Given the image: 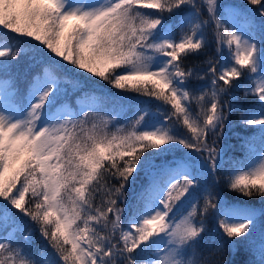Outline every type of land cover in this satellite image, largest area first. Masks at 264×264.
I'll use <instances>...</instances> for the list:
<instances>
[{"label": "snow or ice", "instance_id": "6c2138e0", "mask_svg": "<svg viewBox=\"0 0 264 264\" xmlns=\"http://www.w3.org/2000/svg\"><path fill=\"white\" fill-rule=\"evenodd\" d=\"M247 4L259 7L221 0H0L6 30L0 40V264H208L197 257L210 222L221 230V247L246 245L253 264H264L256 209L236 208L217 190L225 160L216 144L237 111L254 134L242 144L244 161L232 164L224 182L230 191L264 200V0ZM166 13L176 23L166 24ZM8 33L48 50H31L42 71L24 91L13 61L28 50H14ZM213 43L206 68L185 66ZM77 70L91 75L80 79ZM92 76L162 107L114 123L97 111L99 81ZM76 93L78 111L69 102ZM236 93L251 105L225 100ZM180 147L188 152L166 158ZM141 171L147 182L128 210L125 191ZM23 217L45 242L39 252Z\"/></svg>", "mask_w": 264, "mask_h": 264}, {"label": "trees", "instance_id": "16d2710c", "mask_svg": "<svg viewBox=\"0 0 264 264\" xmlns=\"http://www.w3.org/2000/svg\"><path fill=\"white\" fill-rule=\"evenodd\" d=\"M225 5H234V6H243L245 8H250L254 10L259 6H249L247 0H221ZM143 11H154L144 9ZM183 14V13H181ZM178 17L175 15L168 17V14H165L166 24L173 25L176 23ZM257 20L259 17L257 16ZM6 30L0 29V40L5 39L3 32ZM177 37L180 34L179 28H175ZM209 38L211 39V32L208 33ZM7 42L13 47L22 48L28 50V54L21 53L18 56V59L13 61V64L17 66L19 70L18 84L21 91H24L27 87V82L31 77L42 71V65L34 64L33 60L30 59L32 55V49H35L39 42L35 41L32 38L28 37H17L13 33L7 34ZM40 48H43L45 52L48 50L43 46L39 45ZM215 55V44L213 43L206 54L189 57L184 61L186 67H195L198 71L206 68L204 61L208 56ZM218 58V57H217ZM69 68L72 66L69 65ZM82 73L78 78L85 79L91 74L84 72L83 70H77ZM68 76L76 78L77 74L75 72H68ZM93 80H98L99 83L95 86V93L97 96L96 105L97 111L100 115H111L113 122H119L120 124H127L129 120L135 119L139 111L148 107L151 111L155 112L158 108L162 107L159 101L150 100L149 97L140 96L139 94L132 91H122L113 88L111 85L106 84L104 81L99 80V78L92 76ZM193 83H204L202 81H193ZM69 96V102L71 106H74L76 96ZM230 104L249 106L252 103V99H245L242 93H236L233 97H225ZM240 113L233 111L230 116V121L226 124L223 136L217 141L216 147L221 149L224 154V167L218 173L219 184L217 185V190L221 192L222 199L229 204H242L247 206H252L258 208L260 211L264 209V200H261L259 197H253L249 199L244 197L234 191H230L225 185V177L227 172L231 169L232 164L235 162H243L247 153L246 150L242 147L243 142L252 136L253 130L246 128L245 126L239 123ZM161 119L163 117L161 116ZM185 129H181L183 133ZM155 152L156 150H152ZM188 150L183 149L182 147L175 149V151L169 154L166 158L171 159L173 156L179 157L183 155ZM149 153H145V156H148ZM165 157H156L157 162L160 159ZM127 159V157H126ZM136 176L134 183H131L125 191L126 208L130 210L136 203L137 195L141 192V189L146 184V176L143 171L133 173ZM131 179V178H130ZM202 203V201H201ZM15 212V209H12ZM126 222V217L124 218ZM23 223L25 228L33 229V250L39 252L42 245L45 243L39 235L38 230L35 229V226L31 224L27 217H23ZM264 227V218L257 220V233L260 229ZM221 230L218 229L215 223H209L208 230L204 234V241L198 247V259H207L208 264H253V261L256 257L249 250L246 245L240 244L232 249H229L227 246L221 247Z\"/></svg>", "mask_w": 264, "mask_h": 264}, {"label": "rangeland", "instance_id": "374dc122", "mask_svg": "<svg viewBox=\"0 0 264 264\" xmlns=\"http://www.w3.org/2000/svg\"><path fill=\"white\" fill-rule=\"evenodd\" d=\"M77 109L79 110V106H78V103H77ZM78 110H77V111H78ZM235 207H236V208H241V207H237V206H235Z\"/></svg>", "mask_w": 264, "mask_h": 264}]
</instances>
